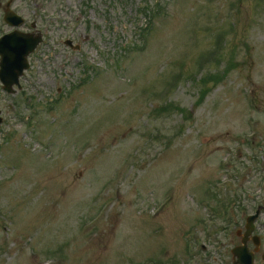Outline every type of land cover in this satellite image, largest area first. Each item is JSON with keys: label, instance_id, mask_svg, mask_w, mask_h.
I'll return each mask as SVG.
<instances>
[{"label": "rangeland", "instance_id": "374dc122", "mask_svg": "<svg viewBox=\"0 0 264 264\" xmlns=\"http://www.w3.org/2000/svg\"><path fill=\"white\" fill-rule=\"evenodd\" d=\"M72 11L82 54L43 46L0 89V264L229 262L223 217L263 188L264 0Z\"/></svg>", "mask_w": 264, "mask_h": 264}, {"label": "flooded vegetation", "instance_id": "af4514ba", "mask_svg": "<svg viewBox=\"0 0 264 264\" xmlns=\"http://www.w3.org/2000/svg\"><path fill=\"white\" fill-rule=\"evenodd\" d=\"M33 7H27L25 3L23 4L21 0H2L0 2V25L1 23L3 24V14L7 10V7L9 6V10L23 18L24 22L23 24L18 28L19 31L24 32V33H34L37 34L39 33L37 27L40 25L42 22V19L44 20V17H41V14H54L53 12H62V6H60V9H57L56 7H53L52 10L48 7H43V3L46 2V0H31ZM42 5V7H41ZM66 10H68L66 8ZM26 16H34L32 20L28 21L26 19ZM46 33L48 32L49 26L53 27V32L54 35L58 36V32L61 30V24H54L52 25L51 23H48L46 20ZM14 29L5 24L3 28V33H1V36L10 33ZM57 31V32H56ZM71 37L74 38V34H70ZM260 208V207H259ZM258 218L256 221H254L253 229L251 233L248 234L245 243L249 251H252L253 253V258L255 264H264V206H262V211H259ZM241 230L242 231H237V235H241L242 238L245 237V233L248 230V225L247 222H243L241 224Z\"/></svg>", "mask_w": 264, "mask_h": 264}, {"label": "water", "instance_id": "95a60500", "mask_svg": "<svg viewBox=\"0 0 264 264\" xmlns=\"http://www.w3.org/2000/svg\"><path fill=\"white\" fill-rule=\"evenodd\" d=\"M3 40L0 41V55L2 56V61L0 63V79L2 82H8V85H11L13 81L16 82L17 75L20 74L24 68H27L26 56L28 52L31 51L32 46L37 43V41L30 45L23 43L15 47V44L11 43L14 41L10 39V37L4 41ZM5 45H8V48ZM11 47H15V50ZM19 48L21 52L16 51ZM9 50L10 53H8ZM14 57H16V61H14ZM235 254L238 256L241 262L244 261L241 251H238L237 253L235 252Z\"/></svg>", "mask_w": 264, "mask_h": 264}]
</instances>
